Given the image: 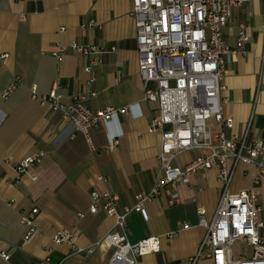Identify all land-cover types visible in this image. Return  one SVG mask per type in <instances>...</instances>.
Returning <instances> with one entry per match:
<instances>
[{"label":"crops","instance_id":"0c3cea01","mask_svg":"<svg viewBox=\"0 0 264 264\" xmlns=\"http://www.w3.org/2000/svg\"><path fill=\"white\" fill-rule=\"evenodd\" d=\"M91 20L94 25L88 27ZM242 23L247 25L245 53L223 56L222 110L233 118V127L215 119L208 124L227 137L246 133L264 140V0L232 8L222 28L225 47L236 48ZM135 26L130 0H0V94L19 78L7 98L0 99V251L9 254L0 264H41L45 259L52 264H108L112 247L95 244L114 221L101 209L103 198L99 211L90 213L91 191L117 195V208L123 211L134 205L137 194L154 186L161 139L159 131L149 133L148 127L158 109L143 99ZM70 42L105 49L92 72L96 94L85 99L91 108H127L90 128L89 140L30 93L35 85L38 94H45L57 80L66 104L86 94L84 57L68 50L58 64L52 55L56 44ZM114 138L118 145L109 151L106 146ZM39 151L45 152L41 161L18 176V162ZM199 154L181 152L173 163L183 167ZM256 173L255 165L239 164L230 191L254 187L264 222V178L254 184ZM178 192L177 204L171 205L161 192L145 202L147 218L136 210L126 217L132 245L151 235L160 237V250L144 256V264H186L196 253L204 234L197 209L204 208L208 219L214 214L221 192L218 168L197 171L188 185H178ZM34 208L39 234L21 246L20 217ZM59 230L77 231L75 243L83 251L73 253L67 244H56L53 235ZM259 234L264 238V227ZM197 264L213 263L201 259Z\"/></svg>","mask_w":264,"mask_h":264},{"label":"built area","instance_id":"2783aa9c","mask_svg":"<svg viewBox=\"0 0 264 264\" xmlns=\"http://www.w3.org/2000/svg\"><path fill=\"white\" fill-rule=\"evenodd\" d=\"M248 0H130L131 15L136 28L138 51V74L143 82V99L157 104L158 114L153 116L148 127L149 133L159 131L160 173L149 192L136 195L132 207L123 211L117 208L118 196L110 192L91 191L90 213L101 209L113 218L112 228L95 245L102 243L112 247L108 264H144L142 258L160 250V237L151 235L137 243H130L126 237V217L136 210L147 218L144 207L146 201L164 192L170 204L180 202L179 184L190 183V176L200 170L218 168L221 192L214 214L208 219L204 208H198V224L204 234L196 253L186 264H197L201 259H211L213 264H264V238L259 229L264 222L259 219L258 193L254 187L239 192H231L230 186L239 164H252L257 168L254 184L264 178V140L257 137H227L225 132H212L208 120L215 119L222 126L231 129L233 118L223 115L225 99L221 93L224 59L231 54H244L243 44L248 41L246 23L240 24L236 48L229 49L222 41V28L228 22L233 7ZM94 25L91 20L88 27ZM63 30V28H61ZM112 50L114 47L111 48ZM68 50L80 53L85 60L83 71L87 74L86 94L76 97L71 103L63 102L59 83L55 80L45 94H38L36 86L30 88L31 98L60 112L62 121L69 123L89 140L90 128L99 122L109 120L113 115L127 112V108L94 110L85 101L86 95L93 97L95 81L93 69L99 62V55L105 49L92 44H56L52 55L58 64ZM5 57V56H4ZM19 82L16 76L9 87L0 94L7 98ZM153 83L154 87L150 84ZM116 138L110 140L106 149L115 150ZM198 150L200 154L183 167L176 166L175 157L184 151ZM45 152H35L15 166L18 176L41 161ZM35 180L36 176H32ZM13 205V202L9 203ZM38 210L32 209L20 217L24 228L21 246L39 234L35 221ZM79 217H83L80 214ZM183 227H188L183 224ZM78 232L59 230L53 235L56 244H67L73 253H79L75 241ZM173 233H169L171 238ZM243 241L250 248L245 257H235L232 246ZM0 258L9 259V254L0 251ZM41 264H52L45 259Z\"/></svg>","mask_w":264,"mask_h":264},{"label":"rangeland","instance_id":"374dc122","mask_svg":"<svg viewBox=\"0 0 264 264\" xmlns=\"http://www.w3.org/2000/svg\"><path fill=\"white\" fill-rule=\"evenodd\" d=\"M233 255L237 256H247L249 253V246H247L243 241H236L232 246Z\"/></svg>","mask_w":264,"mask_h":264}]
</instances>
